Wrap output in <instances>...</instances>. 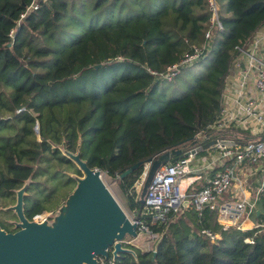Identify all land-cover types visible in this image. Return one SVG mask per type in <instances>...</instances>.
I'll use <instances>...</instances> for the list:
<instances>
[{"label": "trees", "instance_id": "1", "mask_svg": "<svg viewBox=\"0 0 264 264\" xmlns=\"http://www.w3.org/2000/svg\"><path fill=\"white\" fill-rule=\"evenodd\" d=\"M30 1L0 0L5 233L17 230L8 208L21 188L27 221L65 201L82 177L68 155L115 179L128 209L136 210L135 187L145 166L162 153L186 148L196 135L214 132L237 49H245L264 25V0H214L220 28L206 39L207 0H46L20 19ZM195 49H201L197 58L179 65ZM174 65L177 71L167 81L163 75ZM240 134L230 126L212 136ZM212 173L189 192L203 188ZM232 201V190L216 199ZM201 214L180 205L163 224L149 226L157 235L152 250L121 245L131 252L112 259L109 250L102 263L264 264V173L252 228L223 230L215 212Z\"/></svg>", "mask_w": 264, "mask_h": 264}, {"label": "built area", "instance_id": "2", "mask_svg": "<svg viewBox=\"0 0 264 264\" xmlns=\"http://www.w3.org/2000/svg\"><path fill=\"white\" fill-rule=\"evenodd\" d=\"M45 1L31 0L20 19L26 13L35 11L39 4ZM207 7L210 17L205 39L211 29L220 28L215 1L207 0ZM262 27L264 28V25ZM237 51L239 55L231 64L220 94V119L212 127L214 132L196 135L194 140L174 157L173 162L159 166L146 188L142 205L132 211V215L125 216L130 223L136 224L137 234L146 235L148 240L155 242L157 239V235L150 231L149 226L163 224L167 214L175 211L180 205L191 206L199 216L204 208L215 212L216 221L223 230L234 228L243 231L242 221L255 212L262 182L249 198L243 191L237 173L248 166L256 174L264 164V29L256 31L245 49ZM200 52L201 49H195L194 54L183 59L179 65L190 63ZM179 65L167 68L163 77L170 81ZM227 79H231V82L228 83ZM228 93L232 94L230 99ZM229 102L231 108L228 107ZM224 116L226 118H223ZM230 126L243 134L232 137L212 136ZM205 145L207 148L202 149ZM199 151H204V154L199 156ZM146 171L147 165L135 187L138 199ZM212 171L203 188L189 192L193 183ZM227 190H233L235 200L217 204L216 199ZM50 219L51 215L41 214L33 216L29 222H50ZM204 232L211 239L215 238L208 230Z\"/></svg>", "mask_w": 264, "mask_h": 264}, {"label": "water", "instance_id": "3", "mask_svg": "<svg viewBox=\"0 0 264 264\" xmlns=\"http://www.w3.org/2000/svg\"><path fill=\"white\" fill-rule=\"evenodd\" d=\"M34 132H37V126ZM206 148L207 145L202 147ZM180 152L162 153L148 164L139 193L140 206L155 171L159 166L173 162ZM68 157L82 177L76 179L64 206L50 222L27 221L22 214L24 187L16 192L15 204L8 209L16 217L14 227L17 230L14 233L0 230V264H98V259H108L109 250L112 259L118 253L130 252L121 245L125 237H136V224L127 220L110 196L100 180L99 171L87 168L78 155ZM137 166L124 171L119 178H124Z\"/></svg>", "mask_w": 264, "mask_h": 264}, {"label": "rangeland", "instance_id": "4", "mask_svg": "<svg viewBox=\"0 0 264 264\" xmlns=\"http://www.w3.org/2000/svg\"><path fill=\"white\" fill-rule=\"evenodd\" d=\"M183 90L184 89L180 88L175 95L176 96L179 95ZM147 168H148V165H147ZM263 173H264V170H261L256 174L251 170L245 171L244 169H240L238 171L237 178H238L239 182H241L242 188H243V191L245 192V194H249V195H247V197L251 198L254 194L255 189H257L260 186V183L263 181ZM99 174H100V180H101L102 184L104 185V187L106 188V190L108 191L110 196L113 198V200L116 202V204L119 206V208L121 209L123 214L127 217L132 215V213H131L132 211L128 209L126 199L121 194V192L119 191L115 179L108 177L103 172H100ZM76 179H78V178H76ZM139 193H140V189H139ZM233 196H234V192H233ZM64 202L65 201H63V203H61L54 211L45 212L44 214L51 215L50 220H52V218L59 213L60 208L62 206H64ZM254 218H255V215L253 213L250 217V220L253 221ZM3 219H5V218H2V220ZM9 221H11L10 223H13V225L16 223L15 222L16 219L15 220H9ZM153 241L154 240H152V241L148 240V238L144 234H137L134 239L124 238L122 245L123 246L128 245L130 248H133V249L135 248V249H138L140 251H150L153 249V246H154ZM128 251H130V250H128Z\"/></svg>", "mask_w": 264, "mask_h": 264}, {"label": "crops", "instance_id": "5", "mask_svg": "<svg viewBox=\"0 0 264 264\" xmlns=\"http://www.w3.org/2000/svg\"><path fill=\"white\" fill-rule=\"evenodd\" d=\"M264 28L263 27H260L258 30H257V32H259V31H261V30H263ZM227 82L228 83H230L231 82V79H227ZM225 91H227V90H225ZM231 96H232V94L231 93H228V97H229V99L231 98ZM228 107L229 108H231V102H229V105H228ZM223 118H226L225 116L223 117ZM245 166V165H244ZM247 168H249L248 166H245L244 167V170L245 171H247V170H253V169H251V168H249V169H247ZM261 170H264V164H262V166H261V169H260V171ZM258 173V172H257ZM206 175H204L203 176V178L205 177ZM233 191V190H232ZM245 193V192H244ZM246 196L247 195H249V194H245ZM208 211V212H210L211 210H209L208 208H204L203 209V211ZM203 211H202V213H203ZM201 216H202V214H201ZM250 217H251V215L248 217V218H246L245 220H243L242 221V223H241V228L243 229V230H248V229H250V228H252L253 226H254V224H255V221L253 220H250ZM255 219V218H254ZM222 222H223V220H222Z\"/></svg>", "mask_w": 264, "mask_h": 264}, {"label": "flooded vegetation", "instance_id": "6", "mask_svg": "<svg viewBox=\"0 0 264 264\" xmlns=\"http://www.w3.org/2000/svg\"><path fill=\"white\" fill-rule=\"evenodd\" d=\"M104 260L103 259H98V264H103L102 262H103ZM108 263V262H107Z\"/></svg>", "mask_w": 264, "mask_h": 264}]
</instances>
